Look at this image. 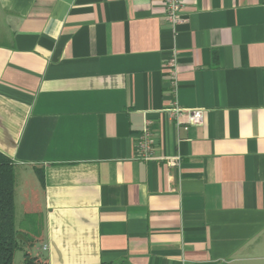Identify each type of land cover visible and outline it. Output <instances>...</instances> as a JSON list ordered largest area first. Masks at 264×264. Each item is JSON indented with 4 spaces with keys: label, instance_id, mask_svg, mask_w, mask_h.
I'll return each mask as SVG.
<instances>
[{
    "label": "crops",
    "instance_id": "1",
    "mask_svg": "<svg viewBox=\"0 0 264 264\" xmlns=\"http://www.w3.org/2000/svg\"><path fill=\"white\" fill-rule=\"evenodd\" d=\"M182 2L173 26L163 0H0V153L37 264H264V0Z\"/></svg>",
    "mask_w": 264,
    "mask_h": 264
},
{
    "label": "trees",
    "instance_id": "2",
    "mask_svg": "<svg viewBox=\"0 0 264 264\" xmlns=\"http://www.w3.org/2000/svg\"><path fill=\"white\" fill-rule=\"evenodd\" d=\"M14 187V165L0 153V264H13L17 250L24 252L26 264H37V256H30L28 249L41 241V221L38 219L35 224L30 215L22 221V228H16Z\"/></svg>",
    "mask_w": 264,
    "mask_h": 264
},
{
    "label": "built area",
    "instance_id": "3",
    "mask_svg": "<svg viewBox=\"0 0 264 264\" xmlns=\"http://www.w3.org/2000/svg\"><path fill=\"white\" fill-rule=\"evenodd\" d=\"M182 0H163V9L165 14V20L173 26L181 24L184 19L181 16L182 13ZM170 69L171 77H174L176 68V57L175 55L167 63ZM203 113L201 110H191L181 107L178 103H173L168 109L164 111L167 119L172 121L176 129H187L192 126H199L203 123ZM135 151L143 161L154 160L153 155V135L148 126L138 134L135 142ZM167 157H162L165 159ZM168 160V158H167ZM46 246H42V250H46Z\"/></svg>",
    "mask_w": 264,
    "mask_h": 264
},
{
    "label": "rangeland",
    "instance_id": "4",
    "mask_svg": "<svg viewBox=\"0 0 264 264\" xmlns=\"http://www.w3.org/2000/svg\"><path fill=\"white\" fill-rule=\"evenodd\" d=\"M34 217H33V221H34V223L35 224H37L36 223V221H38V217H36L35 215H33ZM20 218H21V214H20V208L17 206L16 207V220H15V223H16V228H18V229H20V228H22V225H23V222L21 221V223H20ZM37 244V243H36ZM36 246V245H35ZM34 246V247H35ZM34 249L35 248H29L28 249V253H29V255L30 256H34L36 253H34ZM24 252L22 251V250H17L16 252H15V254H14V259H13V264H26L25 263V261H24V254H23ZM37 256V255H36ZM36 256H34V257H36ZM37 259L39 260V262H41L42 263V258L41 257H38L37 256Z\"/></svg>",
    "mask_w": 264,
    "mask_h": 264
}]
</instances>
